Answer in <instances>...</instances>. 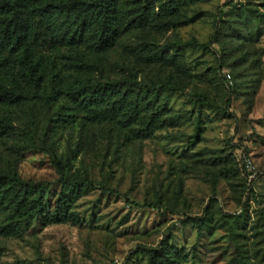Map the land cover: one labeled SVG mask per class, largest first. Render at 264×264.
I'll return each instance as SVG.
<instances>
[{
    "label": "rangeland",
    "instance_id": "rangeland-1",
    "mask_svg": "<svg viewBox=\"0 0 264 264\" xmlns=\"http://www.w3.org/2000/svg\"><path fill=\"white\" fill-rule=\"evenodd\" d=\"M188 42L199 47L184 49L179 64L141 52L149 44L173 56L172 45ZM78 50L50 44L40 53L46 100L0 103V173L35 182L63 173L93 185L75 222L0 233V264H150L166 240L180 264H264V0H198L165 21L122 28L105 53ZM21 71L12 62L0 86L27 87ZM79 73L123 91L162 84L157 128L137 134L155 110L141 102L125 127L107 120L112 105L99 116L77 110L61 88ZM246 160L261 176L249 180Z\"/></svg>",
    "mask_w": 264,
    "mask_h": 264
},
{
    "label": "trees",
    "instance_id": "trees-1",
    "mask_svg": "<svg viewBox=\"0 0 264 264\" xmlns=\"http://www.w3.org/2000/svg\"><path fill=\"white\" fill-rule=\"evenodd\" d=\"M196 1L153 0L150 3L147 0L142 3L126 0L122 5L121 0H0V73H4L12 62H18L22 68L21 77L27 83V87L17 83V91L0 86V103L19 105L34 98L46 100L45 93L38 89L46 87L42 80L50 72L40 56L48 45L58 44L76 54L79 47H86L89 55L97 56L117 44L122 28L148 25L156 19L165 21L181 7ZM47 9L53 12L45 11ZM198 47L196 42L176 43L171 47L174 55L170 56L146 44L141 52L151 62L179 64V55L184 49ZM76 76L72 75L73 82L68 81L61 88L72 105L83 113L95 112L96 116L105 104L112 105L114 112L106 115L107 120L117 121L123 127L134 123L140 102L146 109L155 108L159 96L156 93L163 87L155 84L145 91L130 88L123 91L116 82H88L80 73ZM32 93L35 95L31 96ZM129 94L136 97L128 103L130 107H125L123 103ZM126 109L129 114L119 116ZM161 109L163 107L157 106L147 116L144 125L136 131L138 135L147 138L152 134L159 124ZM224 166L229 167L228 163ZM92 185L88 178L63 173L55 182H35L24 180L15 173H0V233L12 236L23 229L29 235H37L49 226L75 222L74 206L82 198L84 189ZM195 224L202 228L203 220L196 219ZM183 260L186 259L173 250L167 240L150 255V264H180Z\"/></svg>",
    "mask_w": 264,
    "mask_h": 264
},
{
    "label": "built area",
    "instance_id": "built-area-1",
    "mask_svg": "<svg viewBox=\"0 0 264 264\" xmlns=\"http://www.w3.org/2000/svg\"><path fill=\"white\" fill-rule=\"evenodd\" d=\"M230 78V76H229ZM244 166L246 168V170L248 171V177L249 180L252 181L253 179L257 178L260 175V172L256 170V168L254 167L253 163L250 160H246L244 163Z\"/></svg>",
    "mask_w": 264,
    "mask_h": 264
}]
</instances>
